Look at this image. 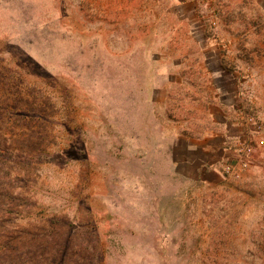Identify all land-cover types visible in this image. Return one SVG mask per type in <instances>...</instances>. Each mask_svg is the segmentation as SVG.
I'll list each match as a JSON object with an SVG mask.
<instances>
[{
  "label": "rangeland",
  "instance_id": "374dc122",
  "mask_svg": "<svg viewBox=\"0 0 264 264\" xmlns=\"http://www.w3.org/2000/svg\"><path fill=\"white\" fill-rule=\"evenodd\" d=\"M190 28L231 45L264 126V0H0V264H264V147L212 188L160 152L189 110L151 107L153 57Z\"/></svg>",
  "mask_w": 264,
  "mask_h": 264
},
{
  "label": "crops",
  "instance_id": "0c3cea01",
  "mask_svg": "<svg viewBox=\"0 0 264 264\" xmlns=\"http://www.w3.org/2000/svg\"><path fill=\"white\" fill-rule=\"evenodd\" d=\"M222 39L221 33L212 36L203 28H190L177 58H156L162 54L154 53L153 62L161 69L160 82L149 92L151 107L160 104L164 108L178 97L189 110L177 132L160 143L171 177L184 184L215 187L223 179L221 167L231 154L230 147L264 137V132L251 135L248 130L245 77L232 69L238 60L229 58L231 45L220 42ZM193 54L198 58L193 59ZM261 151L258 148L251 169L258 164ZM249 174L247 171L243 180Z\"/></svg>",
  "mask_w": 264,
  "mask_h": 264
},
{
  "label": "built area",
  "instance_id": "2783aa9c",
  "mask_svg": "<svg viewBox=\"0 0 264 264\" xmlns=\"http://www.w3.org/2000/svg\"><path fill=\"white\" fill-rule=\"evenodd\" d=\"M213 25L215 26V23ZM245 114V123L251 135L264 132L263 124L251 112H247L246 109ZM262 147H264V140L262 138L257 142L254 138H250L230 147L229 150H232L231 154L221 167L223 178L235 182L242 181L246 172L254 166L258 148Z\"/></svg>",
  "mask_w": 264,
  "mask_h": 264
}]
</instances>
